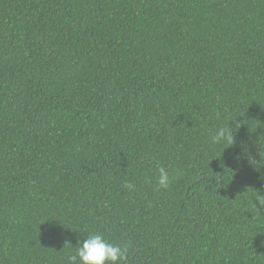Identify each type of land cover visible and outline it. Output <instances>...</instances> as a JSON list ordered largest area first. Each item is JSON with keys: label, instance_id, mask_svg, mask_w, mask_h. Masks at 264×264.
Segmentation results:
<instances>
[{"label": "trees", "instance_id": "16d2710c", "mask_svg": "<svg viewBox=\"0 0 264 264\" xmlns=\"http://www.w3.org/2000/svg\"><path fill=\"white\" fill-rule=\"evenodd\" d=\"M261 134L264 0H0V264H264Z\"/></svg>", "mask_w": 264, "mask_h": 264}, {"label": "clouds", "instance_id": "9594fccd", "mask_svg": "<svg viewBox=\"0 0 264 264\" xmlns=\"http://www.w3.org/2000/svg\"><path fill=\"white\" fill-rule=\"evenodd\" d=\"M236 116L230 119V123L222 124L215 129L213 135V142L217 145H223L225 142L233 147L236 145V133L242 127L246 120L239 121ZM252 132V131H251ZM255 133V132H254ZM242 154L249 160V163L255 165L258 169L261 165H264V134H261L256 140L252 141L249 145L245 141H241ZM227 147V148H229ZM252 148H256V153L251 151ZM259 155L260 159H256V155ZM241 158V154H237V159ZM158 186L161 189H168L176 178L175 175H170L169 170L165 167H159ZM180 173L177 172L176 175ZM128 189H133L135 186L132 183L125 185ZM60 222L58 219H53ZM128 251V245L126 243H115L110 241L102 233L90 232L82 242L78 243L76 249V255L70 257L72 264H122L126 259Z\"/></svg>", "mask_w": 264, "mask_h": 264}]
</instances>
